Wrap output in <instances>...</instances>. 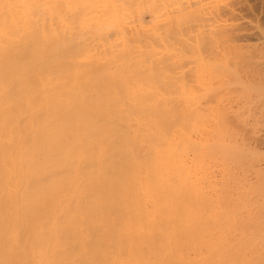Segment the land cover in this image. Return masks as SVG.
<instances>
[{
  "label": "bare ground",
  "instance_id": "1",
  "mask_svg": "<svg viewBox=\"0 0 264 264\" xmlns=\"http://www.w3.org/2000/svg\"><path fill=\"white\" fill-rule=\"evenodd\" d=\"M246 9L0 0V264H264Z\"/></svg>",
  "mask_w": 264,
  "mask_h": 264
},
{
  "label": "rangeland",
  "instance_id": "2",
  "mask_svg": "<svg viewBox=\"0 0 264 264\" xmlns=\"http://www.w3.org/2000/svg\"><path fill=\"white\" fill-rule=\"evenodd\" d=\"M242 2L245 8L247 7L248 15L256 19L264 29V0H242Z\"/></svg>",
  "mask_w": 264,
  "mask_h": 264
}]
</instances>
